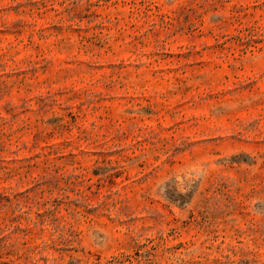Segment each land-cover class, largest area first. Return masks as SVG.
<instances>
[{"label": "rangeland", "instance_id": "rangeland-1", "mask_svg": "<svg viewBox=\"0 0 264 264\" xmlns=\"http://www.w3.org/2000/svg\"><path fill=\"white\" fill-rule=\"evenodd\" d=\"M0 264H264V0H0Z\"/></svg>", "mask_w": 264, "mask_h": 264}]
</instances>
